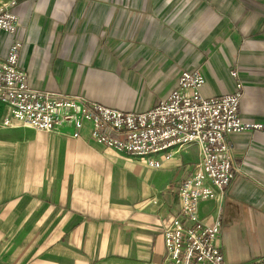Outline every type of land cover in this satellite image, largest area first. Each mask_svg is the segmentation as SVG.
Returning <instances> with one entry per match:
<instances>
[{
  "label": "crops",
  "instance_id": "crops-1",
  "mask_svg": "<svg viewBox=\"0 0 264 264\" xmlns=\"http://www.w3.org/2000/svg\"><path fill=\"white\" fill-rule=\"evenodd\" d=\"M19 64L37 91L83 96L124 112L157 107L181 73L200 68L203 97L243 86L239 112L263 129L228 138L236 176L220 200L227 264L264 255V0H19ZM11 38L0 33V56ZM0 104V264H158L163 229L179 215L178 189L198 145L169 159L129 156L69 130L5 127ZM160 160L161 166L151 165Z\"/></svg>",
  "mask_w": 264,
  "mask_h": 264
},
{
  "label": "built area",
  "instance_id": "built-area-1",
  "mask_svg": "<svg viewBox=\"0 0 264 264\" xmlns=\"http://www.w3.org/2000/svg\"><path fill=\"white\" fill-rule=\"evenodd\" d=\"M1 69L0 67V84L3 77ZM8 82L5 89L12 91L9 101L12 116L30 125L34 124L41 130H54L62 124H69L79 129L82 120H90L94 126L93 139L98 144L121 149L137 156L167 151L172 146L184 147L194 141L199 142L202 147L204 146L205 161L202 168L185 183L183 199L189 201L192 195L197 196L200 193L206 197L211 195L210 187L205 184L206 180L222 188L232 177L229 162H224V156H228L227 146L223 140L225 134L231 131L240 133L244 130L260 128L257 125L244 124L239 119L237 96L207 101L196 93L188 94L187 90H195L203 84L204 80L199 73H184L179 82L180 91L172 93L168 102L156 110L143 114H125L97 105H85L78 98L70 99L50 93L34 92L23 85L18 86L15 77H9ZM227 122L228 126H226ZM102 124H111L113 129H119L122 124L126 125L129 129L128 142L123 146L111 140L113 138L102 136L98 131ZM218 144H221V147ZM184 211L195 218L187 208V204ZM182 233L183 227L179 221L173 222L165 232L166 245L172 250L174 263H178L180 259L179 247L174 243L180 240ZM215 233L213 228L203 230L191 228L188 230L187 240L202 248L206 245L204 249L210 250L208 255L217 256L215 262L220 264L221 258L216 252L211 251L212 245H208L206 241ZM207 258L212 260L210 257ZM202 261L205 262L203 259Z\"/></svg>",
  "mask_w": 264,
  "mask_h": 264
},
{
  "label": "rangeland",
  "instance_id": "rangeland-1",
  "mask_svg": "<svg viewBox=\"0 0 264 264\" xmlns=\"http://www.w3.org/2000/svg\"><path fill=\"white\" fill-rule=\"evenodd\" d=\"M19 0H0V33L8 36L11 38V42L9 44L8 47V52L6 54L5 57H1L0 56V67L1 72L3 73V77L1 78V84H0V104L2 106H4L5 110H6V116L2 122V125L5 127H11L13 124L15 123H19L23 126H26L28 128L34 129L36 131H40V132H44V133H57L61 130H69L70 131V137L72 138H78L79 137V133L80 130L84 127V125L88 124L90 126V133H91V140L92 142L103 148V149H112L114 151H117L119 153H124L127 154L129 156H137V155H133L131 153H128L124 150L121 149H117L114 147H109L103 144H98V142L96 140L93 139V131H94V126L93 123L90 122V120H82L81 122V126L79 129L74 128L73 126L69 125V124H62L58 127H56L54 130L51 129L49 131L47 130H41L35 127L34 124L30 125L28 123H25L24 121H22L20 118L18 117H14L12 116V107H10L9 105V101H10V94H12V91H7L5 89V87L7 86L6 84H8V78L9 77H15L18 86H25L27 89L34 91V92H39V93H50L53 94L55 96H62L65 98H78L80 99L85 105H97L112 111H119L125 114H143V113H148V112H152L154 110H156L157 108H159L161 105H163L164 103L168 102V98L170 97V95L174 92H179L180 91V79L181 76L184 73H199L200 76L202 77V79L204 80L203 84L195 89V90H187L188 94H194L196 93L200 98L207 100V101H212V100H221L224 99L226 97H238V107H237V115L239 117V119L242 121V123L244 124H252V125H257L260 126V128H252V129H248V130H244L240 133H234V132H230L225 134V136L223 137L224 140V144H226L227 146V152H228V156H224V162L228 161L230 164V168L232 169V177L229 179L228 183L226 185H223L222 188H218L217 186L213 185L209 180L205 181V184L208 185L210 187L211 190V195L209 196H203V194H198L197 196L192 195L191 201H189V199H183V191H184V186L185 183L191 179L193 177V175L202 168L203 165V161H205V153H204V146L202 147V145L197 142L194 141L184 147H179V146H172V148H170L167 151H161L155 154H150V155H146V156H162L165 160L171 158L172 156H174L175 154L181 152L182 150L186 149L187 147L191 146V145H198L199 147V152H200V161L197 165H195V167L193 168V170L191 171V173L183 180V182L181 183L179 189H178V207H179V215L174 216L172 218V220L170 221V223L163 229L162 232V236H163V242H164V248H165V253H164V257L163 260L158 263V264H216L215 260L217 256H210L208 255V253L210 252V250H206L204 249L206 245H203L204 248H202L201 246H198L196 243H192L189 242L187 239L189 238L188 236V230L191 228H198V229H215L216 233L215 235H213V237L211 239H206L207 244L212 245L211 247V251L212 252H216V255H219V257L221 258L220 264H227L224 260V255L221 251V249L219 248V246L216 244V240L217 237L221 231V222L220 219H215L214 222L210 225L205 224L202 219H201V214H200V205L202 202L207 201V200H220L226 189L230 186V184L232 183V181L234 180L235 176H236V169L234 167V153H233V148L230 145L228 138L230 136L233 135H238L241 134L243 132L246 131H253V130H260L263 129V125L261 124H254V123H247L244 122L240 112H239V106H240V101H241V97L243 94V86L242 84L238 81V75H237V71L235 69H230L228 74L229 77L231 79H233L234 81V90L231 93H228L222 97H217V98H210L207 99L205 97L202 96L201 94V88L205 85V77L201 71L200 68H192V69H188L185 70L181 73V75L179 76L176 86L175 88L166 96V98L155 108L148 110V111H143V112H124V111H120L117 109H113V108H109V107H105L101 104L89 101L88 99L84 98L83 96H77V95H66L63 93H57V92H47V91H37L32 89L27 82V77H26V73L21 69L20 67V56H21V52L23 49V46L25 45V43L27 42L26 39H20L19 38V32L21 29V22L19 19V16L15 13L14 9L17 6ZM20 95H17V97ZM104 122V121H103ZM228 122L226 123V126H228ZM102 136H105L111 140H115L117 141V143L121 144V145H125L128 141H127V135L129 134V129L126 127V125L122 124L120 126L119 129H113L111 124L108 125H104L102 124L101 127L98 130ZM76 134V135H75ZM219 147H221V144H218ZM155 164H159L158 166H155ZM151 165L155 168H158L161 166V161L160 160H154ZM196 199V200H195ZM195 200V201H194ZM187 204V208L190 210V212L192 213L193 216H195V218H192L190 215H188L184 210H185V205ZM175 221H179L180 224L183 227V233L181 234V238L179 241H175L174 245L179 247V255H180V259L178 260V263H174V258L172 255V250L169 249L166 245V238H165V232L166 230L173 224V222ZM189 253V254H188ZM187 255L189 257H187ZM210 257L212 260L210 261L209 258ZM202 259L205 261L203 263ZM115 264H119V263H115ZM242 264H264V255L254 258L253 260H251L248 263H242Z\"/></svg>",
  "mask_w": 264,
  "mask_h": 264
}]
</instances>
